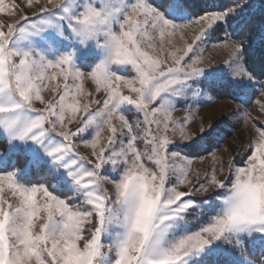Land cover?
Instances as JSON below:
<instances>
[{"label": "snow or ice", "instance_id": "1", "mask_svg": "<svg viewBox=\"0 0 264 264\" xmlns=\"http://www.w3.org/2000/svg\"><path fill=\"white\" fill-rule=\"evenodd\" d=\"M0 13V264H264V122L201 177L185 149L219 143L217 124L172 119L204 89L264 109L243 38L223 41L226 74L200 54L220 32L264 43V0H0Z\"/></svg>", "mask_w": 264, "mask_h": 264}, {"label": "rangeland", "instance_id": "2", "mask_svg": "<svg viewBox=\"0 0 264 264\" xmlns=\"http://www.w3.org/2000/svg\"><path fill=\"white\" fill-rule=\"evenodd\" d=\"M6 5L16 3L21 7H24L27 0H5ZM34 9L25 8V11L31 13ZM0 18L8 19L7 15L0 13ZM198 26L193 25L186 29L187 33L192 34L194 29ZM229 41L235 40L233 38H226ZM223 40H206L204 44L200 46V54L205 60H211L218 65V71L221 73L218 75L226 74L229 69L224 64V61L230 57L231 49L224 46ZM179 46V44L177 45ZM90 87L89 82L84 83V88ZM47 96V93H44ZM197 103L195 104H181L172 112V119L177 124H183L186 130H192L200 125H207L211 123L217 124V132L219 143H213L209 145L206 141L198 144L200 148L205 147V152L201 154L187 153L189 158L192 159V171L199 170L201 177L205 172H211L213 168L212 154L216 155L217 160L221 157L224 160H228L230 156L236 155L239 151L241 144H247L254 135L255 127L251 117H255L257 120L264 122V109L261 108L260 104L256 103L259 97H253L252 102L248 105H244V111H239L238 108L241 106L239 101L232 100L230 98L219 99L213 97L207 89H204L203 93L196 97ZM37 107L41 105L37 102ZM245 112L249 113L250 116L246 117ZM187 118V119H186ZM186 120V122H185ZM171 129V124H170ZM172 139H179V132L176 133ZM139 147L143 150L144 143L141 142ZM82 152L87 153L86 149L81 148ZM215 167H219V164H215ZM33 180H40L39 175H34ZM46 184L51 185L52 181H44ZM51 190V189H50ZM7 194V192L5 193ZM56 194H59L58 192Z\"/></svg>", "mask_w": 264, "mask_h": 264}, {"label": "trees", "instance_id": "3", "mask_svg": "<svg viewBox=\"0 0 264 264\" xmlns=\"http://www.w3.org/2000/svg\"><path fill=\"white\" fill-rule=\"evenodd\" d=\"M226 0H190L191 5L194 8H200L204 6H212V5H221L225 3ZM235 27V25H234ZM260 25L257 23L256 28L258 29ZM229 32L232 29L228 30ZM220 39L216 40H223L226 38H233V39H241L245 40V45L247 47V64L249 69L257 74L264 73V43L261 42L260 35L257 31H250L249 29L245 28L244 32H241L238 37L231 36L225 37L223 32L216 34ZM261 79H264V76H260ZM207 91L213 96L219 99L230 98L234 100L230 95H228V89H218L217 91L213 92L211 89H207ZM236 101V100H235ZM205 147L200 148L198 145H192L191 147L185 149L187 153H197L201 154L205 152ZM35 182V180H33ZM59 193V192H58ZM60 194V193H59Z\"/></svg>", "mask_w": 264, "mask_h": 264}]
</instances>
